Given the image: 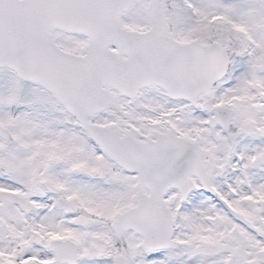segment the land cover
Wrapping results in <instances>:
<instances>
[{"label":"snow or ice","instance_id":"1","mask_svg":"<svg viewBox=\"0 0 264 264\" xmlns=\"http://www.w3.org/2000/svg\"><path fill=\"white\" fill-rule=\"evenodd\" d=\"M0 264H264V0H0Z\"/></svg>","mask_w":264,"mask_h":264}]
</instances>
